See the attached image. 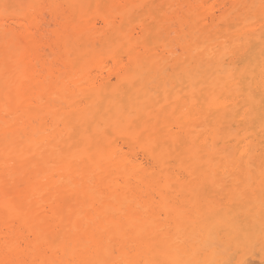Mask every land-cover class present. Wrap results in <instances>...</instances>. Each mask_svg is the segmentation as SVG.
Instances as JSON below:
<instances>
[{
	"label": "bare ground",
	"instance_id": "obj_1",
	"mask_svg": "<svg viewBox=\"0 0 264 264\" xmlns=\"http://www.w3.org/2000/svg\"><path fill=\"white\" fill-rule=\"evenodd\" d=\"M0 264H264V0H0Z\"/></svg>",
	"mask_w": 264,
	"mask_h": 264
}]
</instances>
